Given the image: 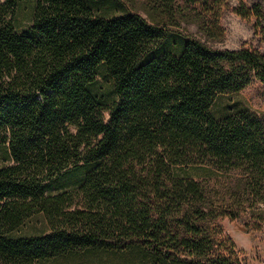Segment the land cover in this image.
Returning <instances> with one entry per match:
<instances>
[{
	"label": "trees",
	"instance_id": "1",
	"mask_svg": "<svg viewBox=\"0 0 264 264\" xmlns=\"http://www.w3.org/2000/svg\"><path fill=\"white\" fill-rule=\"evenodd\" d=\"M236 1L0 0V264H247L220 222L264 231V112L229 97L264 53L212 42L225 11L264 41V0Z\"/></svg>",
	"mask_w": 264,
	"mask_h": 264
},
{
	"label": "rangeland",
	"instance_id": "2",
	"mask_svg": "<svg viewBox=\"0 0 264 264\" xmlns=\"http://www.w3.org/2000/svg\"><path fill=\"white\" fill-rule=\"evenodd\" d=\"M230 3L232 6H235L237 1L231 0ZM128 6L131 11L140 13L144 17H147L140 7L135 6L134 8L131 5ZM219 24L222 30V38L213 41V46L218 48L233 49L245 43L264 53V41L258 36L254 35L253 19L244 20L234 14L232 11H225L220 17ZM167 27L169 26L167 25ZM187 29L194 34L198 33L194 24L189 25ZM229 99L236 101L237 104L246 107L251 111L259 113L264 112V86L258 80H253L244 89L236 94L231 95ZM225 100H227V98L222 99V101ZM218 106H222V103L220 102ZM6 157L7 154L5 147L0 146V167L7 162ZM67 179H69V176L64 175L51 181L46 193L57 194L65 190L72 189L71 186L63 185V182ZM38 221L40 222L39 224H43L45 223V218L40 216L38 217ZM220 225L224 229L225 233L233 240L236 248L238 249L240 257L245 262L250 261L248 260L247 256H244V250L242 251L239 249V245L245 244L250 249L249 245L252 244L251 247L253 248L252 251H254L253 256L255 257V260L264 263V231H250L249 235H246V231L242 229L240 222L229 220L228 218H224L220 222Z\"/></svg>",
	"mask_w": 264,
	"mask_h": 264
},
{
	"label": "crops",
	"instance_id": "3",
	"mask_svg": "<svg viewBox=\"0 0 264 264\" xmlns=\"http://www.w3.org/2000/svg\"><path fill=\"white\" fill-rule=\"evenodd\" d=\"M249 233L250 232H246V235H249ZM251 245H249L250 249L245 244L239 245V249L242 250V251L244 250V252H245V253H243L244 256H247L248 260L250 261V262L246 261L247 264H264L263 262H259L258 260H255V257L253 256L254 255V251H252L253 248L251 247Z\"/></svg>",
	"mask_w": 264,
	"mask_h": 264
}]
</instances>
